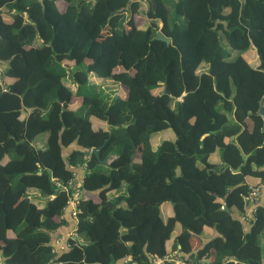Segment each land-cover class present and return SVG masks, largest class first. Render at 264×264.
Wrapping results in <instances>:
<instances>
[{
  "label": "trees",
  "instance_id": "obj_1",
  "mask_svg": "<svg viewBox=\"0 0 264 264\" xmlns=\"http://www.w3.org/2000/svg\"><path fill=\"white\" fill-rule=\"evenodd\" d=\"M0 66V264H264V0H0Z\"/></svg>",
  "mask_w": 264,
  "mask_h": 264
},
{
  "label": "built area",
  "instance_id": "obj_2",
  "mask_svg": "<svg viewBox=\"0 0 264 264\" xmlns=\"http://www.w3.org/2000/svg\"><path fill=\"white\" fill-rule=\"evenodd\" d=\"M143 4H145L146 0H141ZM264 129V125H263ZM77 168H79L82 171L83 176L80 177L77 181H70L73 186V192L68 197L67 202V208L66 212L70 220H72L74 227L72 231L68 234L67 238L69 236L75 237L74 229L76 224V216L78 211V205L80 200L82 199V196L84 195L82 190V183H83V177L87 173V169L85 164L79 165ZM74 176V175H73ZM56 187L58 188H65V186H62L57 181L55 182ZM244 201L246 202V215L242 217V222L249 224V222L252 220L255 212V208L259 205H262L264 203V197L262 195V189L261 186H250L248 189V193L244 196ZM66 246L60 247L59 249H56L57 251H62L65 249ZM50 264H60L59 262L53 260L50 262ZM124 264H135L129 260H125ZM150 264H189L184 258L181 256H173V255H167L163 258H154L152 257L150 259Z\"/></svg>",
  "mask_w": 264,
  "mask_h": 264
},
{
  "label": "crops",
  "instance_id": "obj_3",
  "mask_svg": "<svg viewBox=\"0 0 264 264\" xmlns=\"http://www.w3.org/2000/svg\"><path fill=\"white\" fill-rule=\"evenodd\" d=\"M3 18H4V21L6 23L10 22V18L8 16H5ZM114 65H117V60L115 61ZM2 71H3V67L0 66V75H1ZM75 102L77 103V100H74V104H72V105H75ZM257 109H259V107L258 108H256L255 106H251L250 107V110H252V111H255ZM263 112H264V110H263ZM96 117L97 118L94 117L96 119L95 120L96 121V126L107 127L106 121L104 119H102V118H100L98 116H96ZM240 139L242 141H244V142H248L247 132L246 131H243L241 133ZM66 153H67V151H66ZM115 164H119V162H116ZM72 171H73V174H74V176H73V178H74L73 181L74 182L77 181L80 177L83 176L82 171L79 168H74V169H72ZM261 189H262V195L264 197V185L261 186ZM94 202H97V200L94 201ZM66 219L69 222L68 226L61 228L58 231L57 235H55L54 238H53V243H54V246H55L56 249H59L60 247L66 246L65 245L66 238H67L68 234L72 231V229L74 227V224H73L72 220H70L68 215H66ZM243 226H244V230L245 231L249 230L250 226L248 224L243 222ZM124 263H125V261L122 260V261L118 262L117 264H124Z\"/></svg>",
  "mask_w": 264,
  "mask_h": 264
},
{
  "label": "water",
  "instance_id": "obj_4",
  "mask_svg": "<svg viewBox=\"0 0 264 264\" xmlns=\"http://www.w3.org/2000/svg\"><path fill=\"white\" fill-rule=\"evenodd\" d=\"M114 12H111V14H113ZM28 23V22H27ZM156 39L157 40H159V41H162V42H164V43H166V44H169L170 43V40L168 39V38H166L160 31H158L157 33H156ZM162 93H167V90H166V88H164V90H163V92ZM263 101H262V103L260 104V109H259V113H260V115L263 117L264 116V112H263ZM91 154H93L94 156H95V158L99 161V163L101 164V165H107V162H106V160L104 159V160H100L99 159V149H95V148H93V149H91ZM220 210H222V211H225V212H230L229 211V208L227 207V205H226V203H223L222 204V206H221V208H220Z\"/></svg>",
  "mask_w": 264,
  "mask_h": 264
},
{
  "label": "rangeland",
  "instance_id": "obj_5",
  "mask_svg": "<svg viewBox=\"0 0 264 264\" xmlns=\"http://www.w3.org/2000/svg\"><path fill=\"white\" fill-rule=\"evenodd\" d=\"M248 56H250V57L252 56L253 57V55L251 53H249Z\"/></svg>",
  "mask_w": 264,
  "mask_h": 264
}]
</instances>
